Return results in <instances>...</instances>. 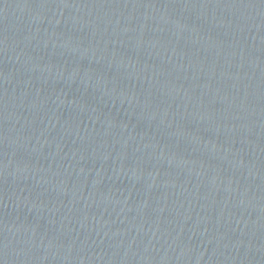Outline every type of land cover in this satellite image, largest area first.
<instances>
[{"label":"water","instance_id":"95a60500","mask_svg":"<svg viewBox=\"0 0 264 264\" xmlns=\"http://www.w3.org/2000/svg\"><path fill=\"white\" fill-rule=\"evenodd\" d=\"M0 264H264V0H0Z\"/></svg>","mask_w":264,"mask_h":264}]
</instances>
